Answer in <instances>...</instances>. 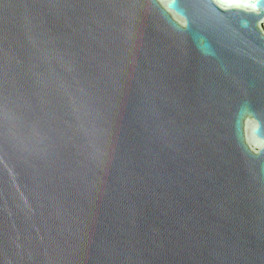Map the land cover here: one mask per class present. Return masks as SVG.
I'll return each instance as SVG.
<instances>
[{
  "label": "water",
  "instance_id": "obj_1",
  "mask_svg": "<svg viewBox=\"0 0 264 264\" xmlns=\"http://www.w3.org/2000/svg\"><path fill=\"white\" fill-rule=\"evenodd\" d=\"M0 264H264V0H0Z\"/></svg>",
  "mask_w": 264,
  "mask_h": 264
}]
</instances>
